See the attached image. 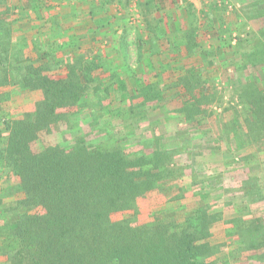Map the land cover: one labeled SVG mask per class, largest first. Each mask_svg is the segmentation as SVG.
Returning <instances> with one entry per match:
<instances>
[{"label":"trees","instance_id":"1","mask_svg":"<svg viewBox=\"0 0 264 264\" xmlns=\"http://www.w3.org/2000/svg\"><path fill=\"white\" fill-rule=\"evenodd\" d=\"M158 3L139 4L147 34L137 39L135 67L126 60L128 0L86 3L89 19L78 20L74 29L63 27L70 17L61 9L47 10L42 26L53 28V37L45 34L33 46L14 40L10 7L0 12V89L32 94L7 120L0 109V173L14 180L7 199L0 184V264H231L227 254L217 256L228 245L214 239L221 221L231 226L226 236L234 253L246 264H264V216L242 205L226 218L212 202L211 177L200 179L193 162L176 159L184 152L182 141L169 146L156 126L145 134L137 130L149 122L151 109L169 101L180 102L168 112L178 126L184 124L178 136L212 116L222 98L208 64L232 52L238 60L234 76L245 72L247 79L235 88L240 107L224 127L236 154L255 146L244 160L249 171L238 190L264 201V28L239 35L242 50L232 42L207 50L191 8L185 7L183 22L181 12L171 18L175 26L169 30L165 19L151 15ZM116 5L123 16L118 7L113 12ZM249 6L244 25L264 15V0ZM84 12L75 9V15ZM202 12L208 31L221 40L222 25ZM34 16L41 19L29 18ZM10 95L0 90L1 107ZM117 101L122 105L115 107ZM76 118L79 125H73ZM68 132V142L53 138ZM191 200L187 211L171 214L167 207Z\"/></svg>","mask_w":264,"mask_h":264},{"label":"rangeland","instance_id":"2","mask_svg":"<svg viewBox=\"0 0 264 264\" xmlns=\"http://www.w3.org/2000/svg\"><path fill=\"white\" fill-rule=\"evenodd\" d=\"M90 1L95 0H0V12L10 7L11 12L8 17L14 19L12 16L18 15V20L15 19L17 21L14 20L12 23L15 30L13 35L14 40H18L22 44L26 40L28 46H33L35 43H38V45L42 44V37H39L36 30L40 32V35L44 36V34L47 35L51 33L53 37V28H48L46 24L45 26H41L42 24L44 25L42 19L46 17L47 10L51 11L53 9L56 11L61 9L63 15L69 16L70 14H75V9L80 6L78 3H89ZM144 1L145 0H128L129 6L127 11H125V16L127 18L125 39L128 44V55L126 60L133 67L137 65L138 61L137 39L140 35L144 36L147 34L146 23L143 22L142 12L139 7L140 2ZM251 2L252 0H159V9L154 11L151 15H155L156 17L161 16L165 19V21L169 23L168 28L170 30L171 26H175L171 18L175 19V16L178 17V14L181 12L182 16H179L181 18L179 22L181 23L183 22V17L187 16V13H185L186 10L184 11L185 7L191 8L195 15L194 19L197 18V20H199L198 24H200L201 29H199L198 34L203 48L207 50L216 49L217 47L228 48L230 42H232L236 49L242 50L244 43L239 46L237 37L240 35L246 38L245 33L250 28L252 30L264 28V15L259 17L258 14H253L254 18L250 17L249 22L245 25L243 24V17H247L252 12V8L249 6ZM35 3L40 6L39 10L35 11L36 13L32 12ZM115 7L116 10L114 9L113 12H116L118 8L120 9V6L116 5ZM121 10L122 9L119 11ZM202 11L210 12L209 14L212 15L210 19L216 23V27L222 25L224 34L221 40H218L217 36L215 38L216 31L215 33L214 30L208 31L210 27L207 26L206 20L203 19L204 14ZM31 14H36L41 19H37V17L34 16L32 20L29 18ZM119 15L123 16L122 11ZM186 19L185 24L189 23V18L187 19L188 22ZM180 26L181 29L184 28L182 24ZM45 29L47 33H45ZM120 33L121 30L119 31V34ZM31 53L35 57L38 56V50L36 49L32 50ZM235 58L236 56L230 52L221 56L218 55L213 64H208L211 65L209 66L208 72H211L213 77H217L213 84L217 87L216 89L219 92V96L222 98L221 102L213 104L212 109L214 110V114L212 116L207 119L202 117V123L189 125L187 127L189 132L182 133V135L179 134L180 136H178V130L184 128V124L180 123L182 126L180 124L178 126V119L176 120V118H174L173 112L170 114H168V112L179 107L180 102L177 100L169 101L166 102L164 106L151 109L149 112V122L143 124L137 130L139 134H145L148 131L154 132L153 128L156 126L158 132L164 137L163 141L169 146H176L182 141V145L185 146L184 152H180V155H178L176 159L179 160L181 164L188 163L191 165V162H193L197 169L196 174L200 179L211 177L208 182L210 183V190L212 191V202L217 203L215 204L216 209L223 210L226 218L237 215L235 208L242 205H250L252 214L264 216V201L252 200L249 197L248 199L246 196L241 195L240 190H238L241 182L246 179L249 171L244 160L252 154L250 151H252L255 146H252V149L249 147L246 152L236 154L234 151L236 147L233 142L229 144L228 135L226 134L227 130L224 127V124L227 126L229 124V119L234 115V107H240V101L237 100L238 95L235 88L240 86L247 79L245 72L235 74L234 76L232 69L234 67ZM193 61L197 63L201 61V59L197 60V58H194ZM237 61L238 60H235V62ZM259 82H262V78ZM0 90L1 92L5 91L11 94L10 99L7 100L2 107L0 106V109L6 110L1 111L6 120L11 115H16L18 113L17 111L20 105L26 104L32 100V94L28 91H16L12 86H4L1 87ZM120 104L122 105V102L117 101L114 103V106L117 107L120 106ZM227 107H229V110L227 109L224 111L223 109ZM166 114L169 115V118ZM80 121H82V119L76 118L73 120V125H79ZM3 126L4 120L0 121V127ZM103 135L104 137L102 139H105L107 135ZM53 138L62 143L68 142L72 139V134L69 132L67 134L63 133L62 136H57L55 134ZM44 141L45 140H40L39 143L44 144ZM130 148L131 146H129L127 150L130 151ZM13 181V177L10 174L5 172L0 173V184L5 199L12 196L9 187L12 185ZM195 188L197 189L199 187L195 186ZM18 196L19 195H17V197ZM230 202L234 205H229ZM167 207L170 209V213L173 214L181 209L182 211L190 210L193 208V204L191 200L189 203L188 201L181 205H176V203H174ZM240 214H246V212H241ZM230 228V225L221 221L214 231V239L218 241L217 243L226 241L228 244L227 249L224 252L218 253L217 256L227 254L231 264H246V258L234 253L233 249L235 246L230 243V238L226 236ZM247 264L249 263L247 262Z\"/></svg>","mask_w":264,"mask_h":264},{"label":"crops","instance_id":"3","mask_svg":"<svg viewBox=\"0 0 264 264\" xmlns=\"http://www.w3.org/2000/svg\"><path fill=\"white\" fill-rule=\"evenodd\" d=\"M80 6L79 7H83L84 9H85V12L84 13H78V14H70L69 16H68V18H69V22H67L66 24H64V28L65 27H69V26H71L70 28L71 29H74V28H72V26H74V27H76V28H79L80 26L79 25H81V22L79 23L78 22V20H83V18H84V20H88L89 19V16H88V14H87V11H88V4H86V2H82L81 4L80 3H78ZM18 15H13L12 17L13 18H18L17 17ZM17 21V20H16ZM43 25V24H42ZM41 25V26H42ZM79 26V27H78ZM35 31V30H34ZM45 33H47V30L45 29ZM36 32L38 33V35H39V37H43V35H40V32L38 31V30H36ZM35 32V33H36ZM34 33V34H35ZM45 35V34H44ZM216 242H218V241H216Z\"/></svg>","mask_w":264,"mask_h":264}]
</instances>
